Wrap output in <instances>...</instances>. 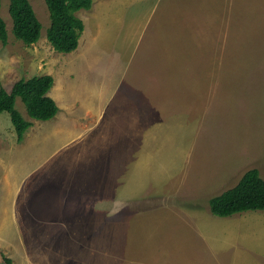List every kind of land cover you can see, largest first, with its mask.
<instances>
[{"label": "rangeland", "instance_id": "374dc122", "mask_svg": "<svg viewBox=\"0 0 264 264\" xmlns=\"http://www.w3.org/2000/svg\"><path fill=\"white\" fill-rule=\"evenodd\" d=\"M30 1L43 28L26 45L2 0L0 88L51 73L59 111L34 119L18 97L22 141L0 113V264H264V238L243 233L263 223L209 206L247 170L264 177V0H93L71 53L47 40L46 0ZM84 183L111 186V204L74 238L62 220L93 209L69 207Z\"/></svg>", "mask_w": 264, "mask_h": 264}, {"label": "trees", "instance_id": "16d2710c", "mask_svg": "<svg viewBox=\"0 0 264 264\" xmlns=\"http://www.w3.org/2000/svg\"><path fill=\"white\" fill-rule=\"evenodd\" d=\"M93 0H46L50 13V26L47 28V40L55 51L71 53L79 47L85 23L77 12L89 9ZM0 0V41L8 43L9 31L2 14ZM9 14L13 22L14 36L26 45H33L41 39L43 24L30 0H9ZM54 85L52 74L34 75L16 81L11 90L0 88V113L8 111L17 133L22 141L32 122L26 119L16 108V99L20 97L27 113L34 119L50 120L56 116L59 106L49 95ZM214 215L227 217L249 210H264V177L259 168L247 170L233 187L209 200ZM7 264H13L5 257Z\"/></svg>", "mask_w": 264, "mask_h": 264}, {"label": "crops", "instance_id": "0c3cea01", "mask_svg": "<svg viewBox=\"0 0 264 264\" xmlns=\"http://www.w3.org/2000/svg\"><path fill=\"white\" fill-rule=\"evenodd\" d=\"M49 74H51V73H49ZM83 137V136H82ZM0 142H6L7 143V141H5V137H3V136H1L0 135ZM69 142H71V141H69ZM1 144V143H0ZM78 156H81L82 155V153L81 152H77L76 153ZM76 154H75V156H76ZM77 157V156H76ZM85 159H86V165H85V168L83 169V168H81V172L79 173L78 171H75L74 172V174L72 175V176H78L79 174H84V176H85V174L87 175L88 174V156L86 155V157H85ZM1 166V165H0ZM83 170H84V172H83ZM6 170L4 171V174L1 176L2 178H4L5 176H6ZM25 179V178H24ZM24 179H22V180H24ZM7 183H9V179H8V176H7ZM17 183V182H16ZM20 188H21V184H18V186H17V191H20ZM103 188V191L101 192V188L99 187V186H95L94 188L93 187H88L87 185H85V183L84 184H81V186H80V188H79V190H77L79 193L78 194H76L75 195V198L73 199L74 201H71V203H70V206L69 207H71V204H73V206H78V208H80V210H82V207L84 206V207H91V208H93L92 210H91V212L90 211H88L87 209H85L84 210V212L83 211H80V212H77V211H74V212H72L70 215H69V217L67 218V220L66 219H63V218H61V219H63L62 221H68V223L69 224H71L69 227H66V230H67V234H70V235H72L74 238H77V237H82L83 235H86V236H88V234H90L89 232L90 231H92V232H94V229L93 228H91V223L92 222H90L91 220H93V218H92V214L91 213H94L95 212V214H96V212H97V208L98 207H102V206H105L106 204L107 205H110L111 204V201L107 198L108 196H106V194H105V192L108 190H110V188H111V186L110 187H102ZM94 189L96 190V191H98V192H96L95 194H94ZM90 196L92 197L91 199H90ZM80 199V201L79 202H75V201H77V200H79ZM106 200H109L108 202H106ZM43 202H40V203H38V206H41V204H42ZM113 206L115 205V203H113L112 204ZM57 207L59 208V206L57 205ZM95 208V209H94ZM64 212H65V210H64ZM260 213H264V210H249V211H244V212H240V213H236V214H233V215H231V216H227L226 218H232V219H245V220H253V222L254 223H258L256 220H258L259 222H261V223H263V227L261 228V229H258L256 226H254V225H252L251 226V228H249L247 231H245V232H243L245 235H246V237H247V239H246V241H248V242H250V244H251V239H253L254 237L256 238V241L259 239V238H264V220H263V218H257V217H255V215L254 214H260ZM30 215V212L28 211L27 213H25L24 215H23V222L25 223L26 221H27V219L28 218H26L25 219V217L26 216H29ZM78 215V216H77ZM246 215V216H245ZM252 215H254L253 217H255V218H253L252 217ZM96 216H97V214H96ZM221 217V216H220ZM65 218H66V216H65ZM22 219V218H21ZM21 219H20V221H21ZM91 219V220H90ZM238 220H235V222H237ZM244 221V220H243ZM22 222V221H21ZM19 223V222H18ZM24 223H23V226H24ZM198 223H199V221H197V225H198ZM235 226L236 225H234V228H233V230L235 229ZM232 229L230 228V229H228L227 230V233L229 232V231H231ZM236 230V229H235ZM34 233L33 234H36L37 232H38V230L36 229V228H34ZM210 233H213V234H216L217 235V233H218V229H216V230H213V231H211ZM224 233V236H225V232H223V231H221V233H220V235H222ZM120 235V234H119ZM119 235L118 234H116V235H113L112 236V238H113V241H114V239H115V237H117V239H116V244H117V247H115V241L113 242L114 243V247L112 248L113 249V251H114V254H115V251H116V249L118 250V252H119V249H120V246H119V241H117V240H119ZM90 236H92V235H90ZM93 236H95V235H93ZM108 236H111V234L109 233V234H107V237ZM36 237V236H35ZM40 237H43V235H41ZM72 237V238H73ZM251 237V238H250ZM245 241V242H246ZM245 242H243V243H245ZM242 243V244H243ZM124 246H125V244H124ZM252 247V246H251ZM103 248H101V250H102ZM259 251H261V249L259 248L258 249ZM118 252H117V254H118ZM113 253V252H112ZM113 254V255H114ZM142 257V256H141ZM136 261V264H140V263H142V261H144L145 262V264H148V262H146L145 260H143V259H137V260H135ZM130 262H132L133 263V260H130ZM114 264H117V263H114ZM162 264H166V263H163L162 262Z\"/></svg>", "mask_w": 264, "mask_h": 264}]
</instances>
